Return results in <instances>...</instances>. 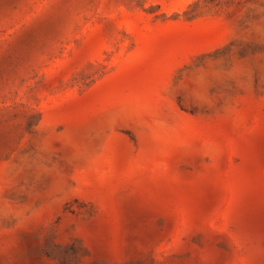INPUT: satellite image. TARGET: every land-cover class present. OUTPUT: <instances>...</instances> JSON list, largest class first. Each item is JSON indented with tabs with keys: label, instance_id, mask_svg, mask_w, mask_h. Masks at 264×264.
Segmentation results:
<instances>
[{
	"label": "rangeland",
	"instance_id": "374dc122",
	"mask_svg": "<svg viewBox=\"0 0 264 264\" xmlns=\"http://www.w3.org/2000/svg\"><path fill=\"white\" fill-rule=\"evenodd\" d=\"M0 264H264V0H0Z\"/></svg>",
	"mask_w": 264,
	"mask_h": 264
}]
</instances>
